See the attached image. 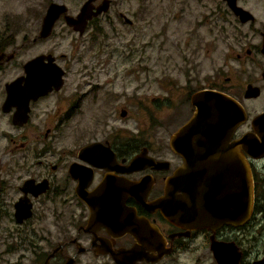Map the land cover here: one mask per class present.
Instances as JSON below:
<instances>
[{
    "label": "flooded vegetation",
    "instance_id": "1",
    "mask_svg": "<svg viewBox=\"0 0 264 264\" xmlns=\"http://www.w3.org/2000/svg\"><path fill=\"white\" fill-rule=\"evenodd\" d=\"M237 4L252 13L253 19L242 22H248L249 28L230 41L229 61L222 68L204 76L189 71L176 100L171 88L168 106L187 112L188 117L165 140L140 141L137 130H92L89 124L86 129H76L72 137L78 141L79 132L85 131L87 138L54 161L44 156L53 150L44 139L59 128L58 113L53 110L58 108L56 95L65 81L59 89L21 99L8 97L7 84L26 75L24 64L31 58L51 54L58 63L57 57L40 52L14 66L16 49L0 43V139L4 138L0 142V264H171L188 248L189 240L201 234L208 239L209 248L211 236L233 242L240 251L237 264H264V252L246 255L243 245L264 213V154L254 156L241 148L253 181L252 212L242 224L223 223L214 231L189 229L169 220L156 203L165 195L167 178L184 162L170 145V137L194 114L191 99L195 92L214 90L241 104L245 118L230 141L249 133L257 135V129L264 128V124L254 123L264 113V21L255 25V13L239 0ZM61 67L64 79L67 70ZM106 94L98 82L84 91L77 88L68 99L66 114L80 111L84 100L88 115H93L91 111L106 114ZM53 95V106L43 110L42 102ZM25 107L27 116L17 115ZM119 113L125 116L127 109ZM32 151L36 155H28ZM141 153V160L132 161ZM211 253V262L219 264ZM10 255L17 257L11 260Z\"/></svg>",
    "mask_w": 264,
    "mask_h": 264
},
{
    "label": "rangeland",
    "instance_id": "2",
    "mask_svg": "<svg viewBox=\"0 0 264 264\" xmlns=\"http://www.w3.org/2000/svg\"><path fill=\"white\" fill-rule=\"evenodd\" d=\"M51 1L66 4L68 12L76 14L85 0H0V43L16 49L14 66H21L40 52H50L67 70L64 85L56 95L58 108L53 110L60 125L44 139L53 146L44 155L52 161L85 140V131L79 132L78 141L72 137L76 129H86L89 124L92 130H137L140 141L165 140L188 117L187 112L168 106L171 88L176 100L189 71L204 76L216 67L222 68L229 61L230 41L249 28L248 22L243 24L229 12L224 0H110L108 10L93 18L82 34L60 17L51 34L39 38L42 16ZM239 3L255 13V25L264 21V0ZM95 82L107 92L106 114L91 111L93 115H88L84 100L80 111L67 115L68 99L75 89L84 91ZM56 96L42 102L43 110L53 106ZM122 108L127 109L125 116H120ZM243 245L248 250L246 255L264 252V213ZM177 255V261L171 264H213L208 239L202 234L189 240L188 248ZM16 257L10 255L11 260Z\"/></svg>",
    "mask_w": 264,
    "mask_h": 264
},
{
    "label": "water",
    "instance_id": "3",
    "mask_svg": "<svg viewBox=\"0 0 264 264\" xmlns=\"http://www.w3.org/2000/svg\"><path fill=\"white\" fill-rule=\"evenodd\" d=\"M95 1L85 0L76 14L69 13L64 3L49 2L37 37H48L59 17L82 34L89 20L110 6V0L97 4ZM226 2L241 22L253 19L252 13L237 4V0ZM126 20L130 21L127 17ZM44 57L47 62L43 61ZM24 67L26 75L7 84L10 98L36 97L63 84L64 70L51 54L37 55ZM22 80L24 83L20 84ZM191 101L194 114L170 137V145L182 155L184 162L167 178L165 195L156 203L169 220L189 229L214 231L223 223L242 224L252 212L253 181L241 148L254 156L264 154V128L257 129V135L249 133L230 141L235 128L245 118L241 104L210 89L195 92ZM25 110L27 107L17 115L27 116ZM254 123L264 124V113L256 116ZM142 155L138 154L132 161L141 160ZM210 248L219 264H237L240 251L233 242L211 236Z\"/></svg>",
    "mask_w": 264,
    "mask_h": 264
}]
</instances>
